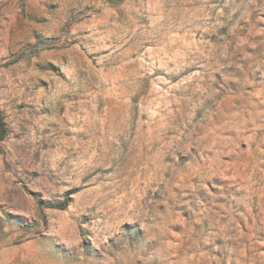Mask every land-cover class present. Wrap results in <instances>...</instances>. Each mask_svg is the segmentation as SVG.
<instances>
[{"label": "rangeland", "instance_id": "obj_1", "mask_svg": "<svg viewBox=\"0 0 264 264\" xmlns=\"http://www.w3.org/2000/svg\"><path fill=\"white\" fill-rule=\"evenodd\" d=\"M0 264H264V0H0Z\"/></svg>", "mask_w": 264, "mask_h": 264}, {"label": "trees", "instance_id": "obj_2", "mask_svg": "<svg viewBox=\"0 0 264 264\" xmlns=\"http://www.w3.org/2000/svg\"><path fill=\"white\" fill-rule=\"evenodd\" d=\"M3 124V123H2ZM68 203V199L66 198L63 203L60 205L61 208L65 207Z\"/></svg>", "mask_w": 264, "mask_h": 264}]
</instances>
